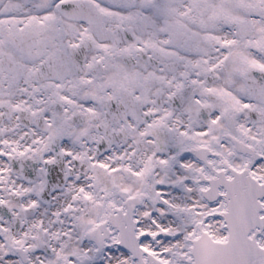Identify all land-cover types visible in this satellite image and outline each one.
Returning <instances> with one entry per match:
<instances>
[{
  "label": "snow or ice",
  "instance_id": "1",
  "mask_svg": "<svg viewBox=\"0 0 264 264\" xmlns=\"http://www.w3.org/2000/svg\"><path fill=\"white\" fill-rule=\"evenodd\" d=\"M0 264H264V0H0Z\"/></svg>",
  "mask_w": 264,
  "mask_h": 264
}]
</instances>
